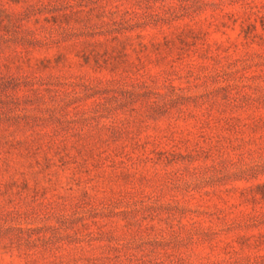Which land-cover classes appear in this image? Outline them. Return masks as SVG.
<instances>
[{
    "label": "rangeland",
    "instance_id": "obj_1",
    "mask_svg": "<svg viewBox=\"0 0 264 264\" xmlns=\"http://www.w3.org/2000/svg\"><path fill=\"white\" fill-rule=\"evenodd\" d=\"M0 264H264V0H0Z\"/></svg>",
    "mask_w": 264,
    "mask_h": 264
},
{
    "label": "trees",
    "instance_id": "obj_2",
    "mask_svg": "<svg viewBox=\"0 0 264 264\" xmlns=\"http://www.w3.org/2000/svg\"><path fill=\"white\" fill-rule=\"evenodd\" d=\"M165 22V21H164ZM147 26V25H146ZM138 27H142V26H138ZM126 30H134V28L133 27H131V28H128V29H126ZM121 30H119V31H117V32H120Z\"/></svg>",
    "mask_w": 264,
    "mask_h": 264
}]
</instances>
